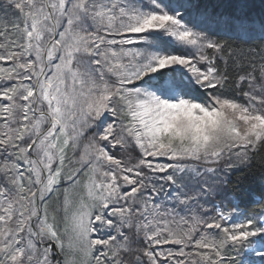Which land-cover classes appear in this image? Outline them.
I'll list each match as a JSON object with an SVG mask.
<instances>
[{
  "label": "rangeland",
  "instance_id": "374dc122",
  "mask_svg": "<svg viewBox=\"0 0 264 264\" xmlns=\"http://www.w3.org/2000/svg\"><path fill=\"white\" fill-rule=\"evenodd\" d=\"M224 65L161 0H0V264L264 260V213L165 210L264 143V66L233 101Z\"/></svg>",
  "mask_w": 264,
  "mask_h": 264
},
{
  "label": "trees",
  "instance_id": "16d2710c",
  "mask_svg": "<svg viewBox=\"0 0 264 264\" xmlns=\"http://www.w3.org/2000/svg\"><path fill=\"white\" fill-rule=\"evenodd\" d=\"M162 1L171 7L173 13L179 14L183 22L201 31L221 47L225 65L219 72L223 73L224 80L214 92L218 97L225 96L233 101L239 99L243 90H238L237 83L247 73L246 68L264 66V0ZM243 14L246 15L244 20ZM227 169L229 171L225 169L220 174L219 187L216 191L212 190L214 195L201 197L195 203L188 198L191 195V184L179 182L176 191L170 189V192L175 193L167 197L171 200L165 203V210L176 209L175 216L179 212L188 220L193 215H200V219L193 225L198 230L212 223L206 218L213 216L216 205L224 210L228 207L236 209L258 220L264 213V143L248 154L244 164ZM182 177L188 181L187 176ZM262 238L264 243V234ZM225 250V260L229 264H239L238 260L243 258L239 257L240 253L231 254L229 246ZM240 251H244V245ZM133 254L140 255L138 251ZM257 261L264 264L262 258Z\"/></svg>",
  "mask_w": 264,
  "mask_h": 264
},
{
  "label": "bare ground",
  "instance_id": "6f19581e",
  "mask_svg": "<svg viewBox=\"0 0 264 264\" xmlns=\"http://www.w3.org/2000/svg\"><path fill=\"white\" fill-rule=\"evenodd\" d=\"M242 17H243L242 19L244 20V19L246 18V15L243 14ZM144 77H145V78H144ZM144 77H143V79H147V78H148L147 76H144ZM142 81H144V80H142ZM138 85H139V84H138ZM142 85H143V84H140L139 86L141 87Z\"/></svg>",
  "mask_w": 264,
  "mask_h": 264
}]
</instances>
